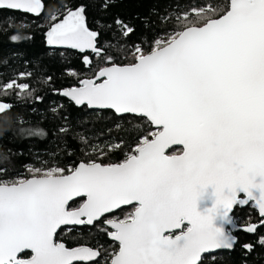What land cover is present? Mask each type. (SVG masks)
Instances as JSON below:
<instances>
[{
  "label": "snow or ice",
  "instance_id": "snow-or-ice-1",
  "mask_svg": "<svg viewBox=\"0 0 264 264\" xmlns=\"http://www.w3.org/2000/svg\"><path fill=\"white\" fill-rule=\"evenodd\" d=\"M43 7L41 0H0V10L39 14ZM84 12L68 10L46 34L48 45L78 50L92 72L63 95L78 106L146 117L155 131L119 163L89 159L67 172L37 168L30 179L0 180V264H94L102 246L68 247L55 237L62 225L101 222L99 230L118 243L110 264H204L207 253L233 250L234 207L252 201L264 215V0L177 15L151 50L133 43L128 62L99 46L101 33ZM114 23L123 38L135 33L119 18ZM177 145L182 152L169 155ZM209 195L211 206L199 210ZM132 204L123 219H104Z\"/></svg>",
  "mask_w": 264,
  "mask_h": 264
},
{
  "label": "trees",
  "instance_id": "trees-1",
  "mask_svg": "<svg viewBox=\"0 0 264 264\" xmlns=\"http://www.w3.org/2000/svg\"><path fill=\"white\" fill-rule=\"evenodd\" d=\"M39 14L0 10V180L27 179L36 175L34 169L63 167L67 172L81 161L89 159L102 163L122 162L142 135L155 131L143 117L117 116L110 110L77 108L59 95L63 88L77 85L91 76L83 55L72 50L55 49L46 42V34L53 22L62 19L68 10L84 7L86 23L98 31L99 46L118 54L128 62L127 51L133 43L151 50L154 41L173 30L175 16L207 4L224 7L228 0H41ZM107 3L109 7L104 8ZM53 16L58 19L54 21ZM119 18L135 29L128 38L120 36L114 21ZM111 26V27H109ZM16 36L18 39L13 40ZM119 42V43H118ZM109 45L114 47L109 48ZM97 63V57L86 53ZM24 75H21V74ZM30 73V75H29ZM15 80L12 88L6 87ZM27 84L28 89L18 85ZM31 91L32 95H27ZM65 129V131H61ZM81 136L84 139H81ZM122 142V143H121ZM120 144L111 149L110 145ZM96 149V150H94ZM180 148L169 151L179 152ZM101 152L106 155H101ZM6 169V172L4 171ZM81 199L72 202L78 207ZM133 206L112 213L123 219ZM235 223L247 225L257 219L253 206L236 207ZM100 225L65 227L56 234L58 242L68 247L88 245L103 248L102 256L94 264H110L115 244L99 229ZM233 250L206 254L204 264H264V226L253 235L238 232ZM244 244L253 246L247 252ZM214 257V258H213ZM93 264V263H91Z\"/></svg>",
  "mask_w": 264,
  "mask_h": 264
},
{
  "label": "water",
  "instance_id": "water-1",
  "mask_svg": "<svg viewBox=\"0 0 264 264\" xmlns=\"http://www.w3.org/2000/svg\"><path fill=\"white\" fill-rule=\"evenodd\" d=\"M41 3H42V1H41ZM13 11H14V10H13ZM19 12H20V11H19ZM28 14H33V13H28ZM33 15H36V14H33ZM51 46H52V45H51ZM52 47L55 48V49L72 50V51H75V52L80 53L78 50L70 49V48H67V47H65V46H52ZM86 53H90V54L94 55L90 50H88ZM85 78H87V77H85ZM82 79H84V78H82ZM79 81H80V80H79ZM79 81H78L77 85H75V86H73V87H78V86H79ZM73 87H69V88H63V89H61V90L59 91V95H60L61 97L66 98V99L69 100L70 102H72L77 108H81V107H83V106H86V105L78 106V105L75 104L74 101L71 100L70 97H67V96L63 95V92H64L65 90L70 89V88H73ZM86 107H87V106H86ZM87 108H88V107H87ZM88 109H90V108H88ZM90 110H110V111H112V112L115 113V111L112 110V109H90ZM115 114H116L117 116L132 115V116H137V117H143V116H138V115H135V114H117V113H115ZM143 118H145V119L148 121V119H147L146 117H143ZM148 122H149V121H148ZM149 123H150V122H149ZM152 127L154 128V126H152ZM154 129H155V128H154ZM173 148H180V149H181V151H180L179 153H174V154H180V153L182 152V150H183L182 146H179V145H177V146H172V147H170L169 150H171V149H173ZM169 150H168V151H169ZM169 155H171V154H169ZM79 163H80V162H79ZM79 163H78V164H79ZM78 164H77V165H78ZM30 178H32V176H31V177H28L27 179H30ZM241 196L243 197V194H241ZM78 199H79V198H77V199H75V200H78ZM75 200H74V201H75ZM72 202H73V201H71L70 204H71ZM250 202H252V201H250ZM250 202H249V203H250ZM211 203H212V198H211V196H210V195H209V196H205L203 199H201V200L198 202V208H199V210L203 211V210L206 209L207 207H210V206H211ZM252 203H253V205H254L255 210L257 211V214H258V217L260 218V221L257 222V223H250V224H247V225H238V224L234 223L232 226H230L233 235H234L235 232H238V231L243 232V233H247V234H253V233H255L256 230H255L254 232H247V231H245L244 229H245L248 225H255V226H256V229L264 225V215L261 214V212H260L258 206H257L254 202H252ZM247 204H248V203H247ZM247 204H244V205H238V206H239L240 208H242V207H245ZM132 205H135V204H132ZM128 206H131V205L122 206L121 208L128 207ZM121 208H120V209H121ZM234 208H235V207H234ZM117 210H119V209H117ZM117 210H115V211H117ZM115 211H114V212H115ZM133 211H134V210H133ZM74 226L81 227V226H84V225H73V224H68V225H62L61 228H64V227H74ZM88 226H89V225H88ZM61 228H59V229L57 230V232H58ZM109 228H110V227H109ZM110 229H111V228H110ZM55 238H56V237H55ZM108 239H109V240H112L110 237H108ZM112 241H113V240H112ZM62 243H64V242H62ZM64 244H65V243H64ZM65 245H66V244H65ZM81 246L90 247V246H88V245H81ZM78 247H80V246H78ZM219 251H223V250H219ZM227 251H231V250H227ZM216 252H217V251H216ZM213 253H215V252H213ZM207 254H212V253H207ZM205 255H206V254H205ZM82 263H85V262H82ZM88 263H90V262H88Z\"/></svg>",
  "mask_w": 264,
  "mask_h": 264
},
{
  "label": "flooded vegetation",
  "instance_id": "flooded-vegetation-1",
  "mask_svg": "<svg viewBox=\"0 0 264 264\" xmlns=\"http://www.w3.org/2000/svg\"><path fill=\"white\" fill-rule=\"evenodd\" d=\"M11 11H13V10H11ZM18 12H19V11H18ZM173 149H174V148H173ZM171 150H172V149H171ZM169 151H170V150H169ZM169 151H168V154H174V153H179V152L181 151V149H180L179 152H172V153H169ZM78 200H79V199H78ZM71 204H72V203H71ZM250 204H251V205L253 206V208H254V205H253L252 202L248 203L247 205H250ZM247 205H246V206H247ZM131 206H133V207H132V210H131V212H133V210H134V208H135L136 205H131ZM246 206H245V207H246ZM128 207H129V206H128ZM236 207L240 208L238 205L235 206V208H236ZM245 207H242V208H245ZM124 208H127V207H124ZM124 208H121V209H124ZM235 208H234V209H235ZM121 209H119V210H121ZM254 209H255V208H254ZM119 210H117V211H119ZM255 211H256V210H255ZM115 212H116V211H115ZM256 212H257V211H256ZM113 213H114V212H113ZM110 215H111V214H110ZM110 215H109V216H110ZM104 219H113V217H107V216H106ZM259 221H260V218L258 217V214H257V219H255V221H254V222H251V223H257V222H259ZM263 226H264V225H263ZM64 228H65V227H64ZM61 229H62V228H61ZM257 229H258V228H257ZM257 229H256V230H257ZM108 230L111 231L110 228H108ZM238 232H240V231H238ZM238 232H235V233H234V235H235L236 237H238V236H237V233H238ZM255 232H256V231H255ZM253 234H254V233H253ZM253 234H250V235H253ZM106 235H107V234H106ZM107 238H108V236H107ZM261 238H262V237L259 238V242H261ZM110 241H112V240H110ZM60 242H61V241H60ZM112 242L115 244V250L118 249V243L115 242V241H112ZM66 246H67V245H66ZM80 246H81V245H80ZM76 247H78V246H76ZM97 259H98V258H97ZM91 263H93V262H90V263H88V264H91ZM80 264H85V263L80 262Z\"/></svg>",
  "mask_w": 264,
  "mask_h": 264
},
{
  "label": "rangeland",
  "instance_id": "rangeland-1",
  "mask_svg": "<svg viewBox=\"0 0 264 264\" xmlns=\"http://www.w3.org/2000/svg\"><path fill=\"white\" fill-rule=\"evenodd\" d=\"M66 15V14H65ZM64 17V16H63ZM63 19V18H62ZM1 105V104H0ZM1 110V109H0Z\"/></svg>",
  "mask_w": 264,
  "mask_h": 264
}]
</instances>
